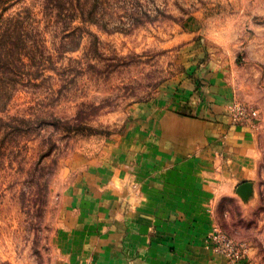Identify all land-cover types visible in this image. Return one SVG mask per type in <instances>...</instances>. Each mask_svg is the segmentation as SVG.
I'll list each match as a JSON object with an SVG mask.
<instances>
[{
    "label": "rangeland",
    "instance_id": "1",
    "mask_svg": "<svg viewBox=\"0 0 264 264\" xmlns=\"http://www.w3.org/2000/svg\"><path fill=\"white\" fill-rule=\"evenodd\" d=\"M8 17L23 34L0 68V264H56L87 164L133 150L170 84L206 65L226 70L255 158L216 228L264 264V0H0Z\"/></svg>",
    "mask_w": 264,
    "mask_h": 264
},
{
    "label": "crops",
    "instance_id": "2",
    "mask_svg": "<svg viewBox=\"0 0 264 264\" xmlns=\"http://www.w3.org/2000/svg\"><path fill=\"white\" fill-rule=\"evenodd\" d=\"M169 88L149 113L155 125L132 132L133 150L88 163L69 191L56 264H250L230 263L207 236L220 198L254 170L252 126L233 119L223 68L206 65Z\"/></svg>",
    "mask_w": 264,
    "mask_h": 264
},
{
    "label": "trees",
    "instance_id": "3",
    "mask_svg": "<svg viewBox=\"0 0 264 264\" xmlns=\"http://www.w3.org/2000/svg\"><path fill=\"white\" fill-rule=\"evenodd\" d=\"M81 4L78 2L77 5ZM64 5V3L62 4ZM74 6L73 3H71ZM76 5V6H77ZM83 9V8H80ZM22 22V19L15 17H8L4 19L2 25L0 26V68H7V65L13 63L12 52L17 48V41L21 39L23 30L17 28V25ZM14 23V26L12 24Z\"/></svg>",
    "mask_w": 264,
    "mask_h": 264
},
{
    "label": "built area",
    "instance_id": "4",
    "mask_svg": "<svg viewBox=\"0 0 264 264\" xmlns=\"http://www.w3.org/2000/svg\"><path fill=\"white\" fill-rule=\"evenodd\" d=\"M207 240L213 251L223 254L230 263H236L245 258L241 244L219 228H214L207 236Z\"/></svg>",
    "mask_w": 264,
    "mask_h": 264
},
{
    "label": "water",
    "instance_id": "5",
    "mask_svg": "<svg viewBox=\"0 0 264 264\" xmlns=\"http://www.w3.org/2000/svg\"><path fill=\"white\" fill-rule=\"evenodd\" d=\"M251 189V182L249 181H244L242 183H240L237 188L236 191L238 193H240L241 195L245 196L247 195L248 191Z\"/></svg>",
    "mask_w": 264,
    "mask_h": 264
}]
</instances>
